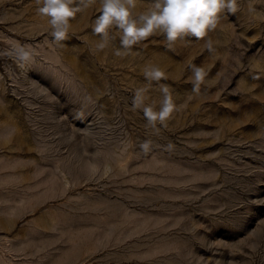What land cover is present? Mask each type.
Listing matches in <instances>:
<instances>
[{
  "label": "rangeland",
  "instance_id": "1",
  "mask_svg": "<svg viewBox=\"0 0 264 264\" xmlns=\"http://www.w3.org/2000/svg\"><path fill=\"white\" fill-rule=\"evenodd\" d=\"M236 3L204 39L117 56L119 30L97 47L99 0L59 43L37 0H0V264H264V0ZM160 84L177 110L153 128L132 99L159 110ZM90 191L128 217L72 213Z\"/></svg>",
  "mask_w": 264,
  "mask_h": 264
},
{
  "label": "clouds",
  "instance_id": "2",
  "mask_svg": "<svg viewBox=\"0 0 264 264\" xmlns=\"http://www.w3.org/2000/svg\"><path fill=\"white\" fill-rule=\"evenodd\" d=\"M101 4L100 15L94 21L93 32L101 37L98 49L107 47L112 30H119L120 47L125 50L116 51V55L127 54L134 46L156 35H163L168 42L167 47L172 48L178 39L194 37L197 40L204 39L208 33L214 31L220 21V14L227 12L234 14L237 11L236 0H154L153 7L137 13L138 0H99ZM38 13L48 18L51 26V36L56 42L69 39L70 21L75 19L77 13L96 3V0H37ZM212 41H207V48L212 50ZM21 61L31 59L30 51L21 47L18 49ZM194 74L193 91H198L200 84L204 82L206 72L202 67L190 65ZM145 79L160 83L166 80L167 74L157 66H151L144 70ZM163 94L159 110L152 104L146 103L147 89L140 88L135 91L132 99L133 109L142 110L144 118L153 128L157 124L166 127L167 121L172 118L177 110L169 87L160 84ZM151 141H145L140 145L141 150L147 154L151 151ZM171 147V145H169Z\"/></svg>",
  "mask_w": 264,
  "mask_h": 264
},
{
  "label": "bare ground",
  "instance_id": "3",
  "mask_svg": "<svg viewBox=\"0 0 264 264\" xmlns=\"http://www.w3.org/2000/svg\"><path fill=\"white\" fill-rule=\"evenodd\" d=\"M83 197V201L77 203V206L71 210L72 213L87 214L102 219L110 218L116 221L123 219L125 216L122 209L123 203L121 201L113 200L111 197L103 196L95 191H90ZM65 216L66 214L62 213L57 218L64 219ZM126 216L124 218H126ZM66 222L69 223L68 220Z\"/></svg>",
  "mask_w": 264,
  "mask_h": 264
}]
</instances>
